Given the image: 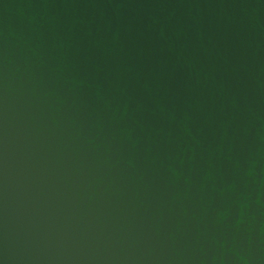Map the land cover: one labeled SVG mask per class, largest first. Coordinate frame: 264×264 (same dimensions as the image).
<instances>
[{"label": "water", "instance_id": "95a60500", "mask_svg": "<svg viewBox=\"0 0 264 264\" xmlns=\"http://www.w3.org/2000/svg\"><path fill=\"white\" fill-rule=\"evenodd\" d=\"M0 264H264V0H0Z\"/></svg>", "mask_w": 264, "mask_h": 264}]
</instances>
